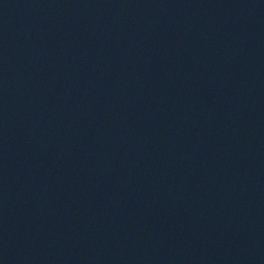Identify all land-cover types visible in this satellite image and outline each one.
<instances>
[{
    "label": "water",
    "instance_id": "95a60500",
    "mask_svg": "<svg viewBox=\"0 0 264 264\" xmlns=\"http://www.w3.org/2000/svg\"><path fill=\"white\" fill-rule=\"evenodd\" d=\"M0 264H264V0H0Z\"/></svg>",
    "mask_w": 264,
    "mask_h": 264
}]
</instances>
